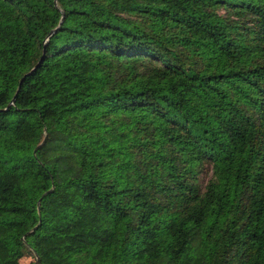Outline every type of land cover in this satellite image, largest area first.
Listing matches in <instances>:
<instances>
[{
    "label": "trees",
    "instance_id": "1",
    "mask_svg": "<svg viewBox=\"0 0 264 264\" xmlns=\"http://www.w3.org/2000/svg\"><path fill=\"white\" fill-rule=\"evenodd\" d=\"M29 257L264 264V0H0V264Z\"/></svg>",
    "mask_w": 264,
    "mask_h": 264
},
{
    "label": "rangeland",
    "instance_id": "2",
    "mask_svg": "<svg viewBox=\"0 0 264 264\" xmlns=\"http://www.w3.org/2000/svg\"><path fill=\"white\" fill-rule=\"evenodd\" d=\"M30 262H32V258H24L22 259V264H29Z\"/></svg>",
    "mask_w": 264,
    "mask_h": 264
},
{
    "label": "water",
    "instance_id": "3",
    "mask_svg": "<svg viewBox=\"0 0 264 264\" xmlns=\"http://www.w3.org/2000/svg\"><path fill=\"white\" fill-rule=\"evenodd\" d=\"M55 1L57 2V0H55ZM53 31H54V30H53ZM53 31H51L50 35L53 33ZM50 35L47 37L46 41L48 40V38L50 37ZM46 41H45V42H46ZM13 101H15V99H13ZM42 143H43V142H42ZM33 230H34V229H33ZM33 230H31L30 232H32ZM30 232H29V233H30Z\"/></svg>",
    "mask_w": 264,
    "mask_h": 264
}]
</instances>
